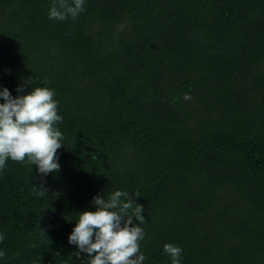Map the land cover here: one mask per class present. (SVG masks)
<instances>
[{
	"label": "trees",
	"instance_id": "1",
	"mask_svg": "<svg viewBox=\"0 0 264 264\" xmlns=\"http://www.w3.org/2000/svg\"><path fill=\"white\" fill-rule=\"evenodd\" d=\"M51 4L0 0V90H54L64 135L59 172H0V264H87L68 237L116 190L140 195L144 264H171L166 243L181 264H264V0Z\"/></svg>",
	"mask_w": 264,
	"mask_h": 264
},
{
	"label": "clouds",
	"instance_id": "2",
	"mask_svg": "<svg viewBox=\"0 0 264 264\" xmlns=\"http://www.w3.org/2000/svg\"><path fill=\"white\" fill-rule=\"evenodd\" d=\"M85 0H52L49 19L64 21L69 17L75 20L85 11ZM45 85L49 82L45 81ZM17 93H24L20 85ZM51 88L36 87L27 94L15 97L7 88L0 90V172L12 161L32 166L36 165L41 177L60 170L57 150L64 146V135L59 130L63 117L58 114L59 101ZM188 93L184 99H190ZM34 187V195L44 197L48 189L43 183ZM116 190L105 198L93 197L95 211L78 213L76 226L68 237V242L79 250L75 253L88 255L87 264H144L145 254L140 250V242L145 239L143 227L144 207L135 202L132 196L137 192ZM134 218V219H133ZM138 222V223H136ZM5 236L0 233V242ZM164 253L171 264H181L183 249L172 243L164 245ZM5 256L0 251V258Z\"/></svg>",
	"mask_w": 264,
	"mask_h": 264
}]
</instances>
